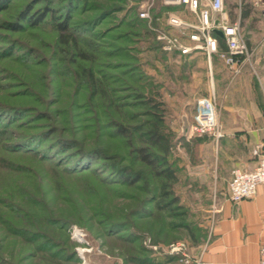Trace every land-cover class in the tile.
<instances>
[{"label":"rangeland","instance_id":"374dc122","mask_svg":"<svg viewBox=\"0 0 264 264\" xmlns=\"http://www.w3.org/2000/svg\"><path fill=\"white\" fill-rule=\"evenodd\" d=\"M140 6L0 0V264H182L163 249L202 218L213 139L184 135V118L195 122L198 98L212 91L220 125L230 110L264 113V74L251 56L237 76L218 56L210 67L163 51L151 26L166 14L149 24L136 19ZM154 102L165 155L142 135ZM138 148L175 178L144 164ZM226 170L216 176L227 184Z\"/></svg>","mask_w":264,"mask_h":264},{"label":"crops","instance_id":"0c3cea01","mask_svg":"<svg viewBox=\"0 0 264 264\" xmlns=\"http://www.w3.org/2000/svg\"><path fill=\"white\" fill-rule=\"evenodd\" d=\"M157 2L155 12L158 16L173 10L184 18L194 19L181 6L166 10L162 0ZM231 4L232 16L228 7L226 10L230 21L239 23L241 27L251 61L253 59L251 66L264 74V0H232ZM242 7L248 10L244 17L241 16ZM188 57L207 61L203 52H195ZM224 67L229 70L225 64ZM222 119L223 136L204 146L205 157H209V150L213 147L214 159L209 167L208 158L204 157L202 218L184 226V241L198 261L196 264H260V247L264 244V189L260 186L253 198L234 203L228 194L230 179L226 184L218 181L216 175L219 165L227 169L225 172H230V176L235 167L248 170L257 165L254 148L261 144L264 152V113L239 108L228 111Z\"/></svg>","mask_w":264,"mask_h":264},{"label":"built area","instance_id":"2783aa9c","mask_svg":"<svg viewBox=\"0 0 264 264\" xmlns=\"http://www.w3.org/2000/svg\"><path fill=\"white\" fill-rule=\"evenodd\" d=\"M140 1L138 12L140 19L149 24L160 19L153 10L156 0ZM162 3L170 8L181 6L194 17L193 20H189L173 10H168L165 12L166 15L164 14L163 26H151L164 51L178 56L203 52L208 58L210 67L211 59L216 55L234 75L242 72L250 54L239 23L231 22L229 19L225 0H162ZM216 30H221L223 35H218ZM219 37L222 38L225 47H222ZM197 108L195 122L189 124L187 136H208L215 141L219 140L223 133L216 111L215 92L199 97ZM254 154L258 161L253 169L235 167L231 171L228 194L234 203L253 198L260 186L264 189V152L261 144L255 146ZM144 244L154 250L161 249L149 237L145 238ZM163 251L177 258L182 264L198 262L192 255L189 245L184 241L171 242ZM260 264H264V244L260 247Z\"/></svg>","mask_w":264,"mask_h":264},{"label":"trees","instance_id":"16d2710c","mask_svg":"<svg viewBox=\"0 0 264 264\" xmlns=\"http://www.w3.org/2000/svg\"><path fill=\"white\" fill-rule=\"evenodd\" d=\"M135 1L141 2L140 0H135ZM165 9L167 10V9H169V7H165ZM247 11L248 10L245 7H242L241 16L244 17L247 14ZM138 12H139V9H138ZM138 12L136 14V19L141 20V21H145V20L139 18ZM229 12H230V15L232 16V14H233L232 4L229 6ZM52 16L54 19L57 18V16L54 14ZM30 20H33V17H31ZM57 25H58V28L60 30H64L67 28V21L58 22ZM61 38H62V40L67 41V37H65L63 34H61ZM219 40L222 43L221 37H219ZM157 43L159 44V47L161 48L160 43L158 41H157ZM222 47H225L223 43H222ZM180 57L189 58L188 56H180ZM190 59H192L191 62H194V60H196L197 58H190ZM150 108H152L151 115L154 118V120L150 122L151 123L150 126L148 127V129L144 133H142V135L145 137V143L148 147L153 148L156 151L162 152L165 155L169 152L170 142L168 141L166 135L162 132V127H161V123L163 122L164 110H162L163 108L161 107L160 102H154V103L150 104ZM146 150H147V148L146 149H144V148H138L137 149L138 157L144 164H146L152 170H157L156 173H158L159 175H162L163 177H165V179L175 178V174H174L173 170H171L170 168H163L162 170L158 169V167H159L158 161L161 158L159 155L154 156L152 153H149ZM162 188H163L162 189L163 195L165 196L167 194V192L164 190L165 185H163ZM144 237L145 236H143V238ZM173 258H174V256H173ZM175 259H177V258H175Z\"/></svg>","mask_w":264,"mask_h":264},{"label":"water","instance_id":"95a60500","mask_svg":"<svg viewBox=\"0 0 264 264\" xmlns=\"http://www.w3.org/2000/svg\"><path fill=\"white\" fill-rule=\"evenodd\" d=\"M217 34L222 36L223 33L221 30H216ZM188 127H189V122L186 120V118H184V124H183V134H187V131H188Z\"/></svg>","mask_w":264,"mask_h":264},{"label":"bare ground","instance_id":"6f19581e","mask_svg":"<svg viewBox=\"0 0 264 264\" xmlns=\"http://www.w3.org/2000/svg\"><path fill=\"white\" fill-rule=\"evenodd\" d=\"M74 232H75L76 234L80 235V232H79L78 228L74 229Z\"/></svg>","mask_w":264,"mask_h":264}]
</instances>
